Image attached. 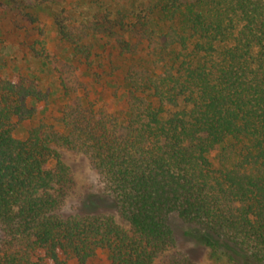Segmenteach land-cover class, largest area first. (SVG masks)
<instances>
[{
  "label": "trees",
  "instance_id": "trees-1",
  "mask_svg": "<svg viewBox=\"0 0 264 264\" xmlns=\"http://www.w3.org/2000/svg\"><path fill=\"white\" fill-rule=\"evenodd\" d=\"M2 5L29 26L49 9L65 64L119 75L124 108L65 90L61 130L19 139L42 94L26 75L0 77V264H90L98 251L107 264H195L171 215L212 255L264 264V0ZM57 149L86 157L117 218L61 213L74 181Z\"/></svg>",
  "mask_w": 264,
  "mask_h": 264
},
{
  "label": "rangeland",
  "instance_id": "rangeland-1",
  "mask_svg": "<svg viewBox=\"0 0 264 264\" xmlns=\"http://www.w3.org/2000/svg\"><path fill=\"white\" fill-rule=\"evenodd\" d=\"M5 9L6 6H0V77L26 75L37 83L43 98L38 103L37 115L15 129L16 138L24 139L28 131L43 125L61 130L58 120L65 104L62 96L65 90L71 92L77 89L76 95L107 112L123 110L124 88L119 75H109L108 69L97 67L79 66L74 70L65 64L67 45L56 34L49 9L33 11L38 19L33 26L10 16V10L8 14H3ZM29 39L33 41L31 46L25 43ZM103 55L106 62V55ZM93 75H98V78L94 79ZM77 81L82 85H78ZM57 152L69 167L74 181L61 213L112 215L117 218L113 201L102 193V182L86 157L64 149H57ZM169 224L177 249L195 264H231L220 252L212 255L205 245L197 241L201 233L192 230L177 216L171 215ZM63 258L66 264H77L73 258ZM90 264H107L105 254L98 251Z\"/></svg>",
  "mask_w": 264,
  "mask_h": 264
}]
</instances>
